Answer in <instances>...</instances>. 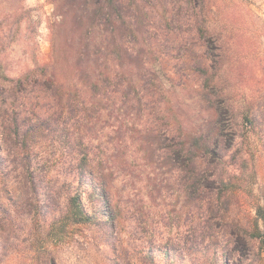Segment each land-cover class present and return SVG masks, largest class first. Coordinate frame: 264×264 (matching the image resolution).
<instances>
[{
    "label": "rangeland",
    "instance_id": "rangeland-1",
    "mask_svg": "<svg viewBox=\"0 0 264 264\" xmlns=\"http://www.w3.org/2000/svg\"><path fill=\"white\" fill-rule=\"evenodd\" d=\"M139 5L138 47L147 58L141 76L150 73L145 78L158 116L173 128L176 141L188 146L219 141L202 155L201 187L188 186L180 158L157 159L161 142L148 132L152 122L143 105L140 137L128 134L133 143L126 166L109 178L119 219L130 228L137 209L164 208L173 211V237L187 229L193 237L206 231L203 246L220 264L228 258L230 264H264V0H142ZM55 13L50 0H0L1 80L48 60ZM133 108L131 113L138 111ZM104 141L112 139L107 134ZM10 178H0V264H33L36 244L26 238L31 221L26 209L17 207L28 195ZM256 221L259 231L251 237ZM100 247L58 248L55 264H98L111 255ZM156 261H163L161 254Z\"/></svg>",
    "mask_w": 264,
    "mask_h": 264
},
{
    "label": "trees",
    "instance_id": "trees-1",
    "mask_svg": "<svg viewBox=\"0 0 264 264\" xmlns=\"http://www.w3.org/2000/svg\"><path fill=\"white\" fill-rule=\"evenodd\" d=\"M50 1L56 13L48 60L17 78L0 79V178L7 182L12 174L21 194L28 195L17 207L26 209L31 221L26 238L36 244L33 264H55L58 248L88 246L111 251L98 264H158V254L159 264H220L203 246L206 231L193 237L187 229L173 237V211L164 208L137 209L128 228L110 196L109 178L126 166L133 143L128 134L139 138L142 132L143 105L152 122L148 132L161 142L157 159L180 158L188 186L201 187L202 155L219 141L188 146L176 141L173 128L158 116L145 78L150 73L141 76L147 70L138 47L142 0L134 7L133 0H71L74 7L66 3L70 0ZM199 31L206 45V33ZM134 105L138 111L131 113ZM107 134L112 141H104ZM257 231L256 221L251 237ZM40 254H46L43 261ZM222 264H230V258Z\"/></svg>",
    "mask_w": 264,
    "mask_h": 264
}]
</instances>
